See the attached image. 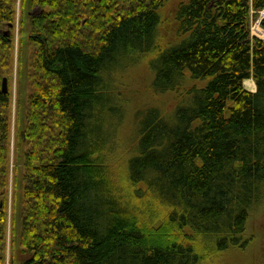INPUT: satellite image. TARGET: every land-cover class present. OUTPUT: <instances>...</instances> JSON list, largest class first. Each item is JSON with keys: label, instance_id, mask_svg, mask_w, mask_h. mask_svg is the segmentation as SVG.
Listing matches in <instances>:
<instances>
[{"label": "trees", "instance_id": "1", "mask_svg": "<svg viewBox=\"0 0 264 264\" xmlns=\"http://www.w3.org/2000/svg\"><path fill=\"white\" fill-rule=\"evenodd\" d=\"M170 1L21 0L22 27L40 14L11 264H204L239 246L264 200V0ZM17 3L0 0V264ZM139 70L155 102L125 89Z\"/></svg>", "mask_w": 264, "mask_h": 264}, {"label": "rangeland", "instance_id": "2", "mask_svg": "<svg viewBox=\"0 0 264 264\" xmlns=\"http://www.w3.org/2000/svg\"><path fill=\"white\" fill-rule=\"evenodd\" d=\"M177 1L171 0L169 8L172 11L177 4ZM21 0H18L16 22L13 29L14 36V66L9 77H5L2 81L6 80L7 90L11 93L12 97V114H11V177L10 187L8 193V253L7 263L11 264L12 253H11V239H15L18 242L21 232V219L17 217L16 226L13 223V211L15 207V186H17L16 192L18 201L22 198V190L24 188V181L22 177L24 174V150L26 146L20 143L18 138L19 135L24 131L25 128V117L26 110L28 108V98L31 93L29 76L30 65L32 60V54L34 49L30 44L29 33L32 30L30 26V16L39 15L40 9L35 8L33 11L28 8L29 16L26 19L27 24L22 27L23 19L21 14ZM264 17L258 16L252 19V35L255 37L253 32H256L257 27L262 31L261 23ZM253 29H255L253 31ZM264 37V36H263ZM256 38V37H255ZM147 74L141 70L132 71L128 74H124V86L129 93H136L137 98L134 102L141 105L142 101L155 102L154 96L147 94L149 84L146 83ZM252 84V83H251ZM148 85V86H147ZM252 86V85H251ZM246 87V86H245ZM248 87V86H247ZM248 89V88H246ZM165 101V100H164ZM155 104V103H154ZM150 104L149 106H152ZM25 116V117H24ZM23 134H25L23 132ZM17 150L20 152L17 154ZM20 167V172L16 174L15 167ZM18 176V183L13 184V180ZM15 215V214H14ZM19 220V222H18ZM14 231V232H13ZM13 234V236H12ZM204 264H264V200L251 211V216L247 224L246 232L240 244L237 247L228 249L222 252L210 253Z\"/></svg>", "mask_w": 264, "mask_h": 264}, {"label": "built area", "instance_id": "3", "mask_svg": "<svg viewBox=\"0 0 264 264\" xmlns=\"http://www.w3.org/2000/svg\"><path fill=\"white\" fill-rule=\"evenodd\" d=\"M262 17H264V12L260 13ZM255 29H253L254 31ZM252 31V29H251ZM253 34L256 38L263 40L264 39V31H262L260 28L257 27L256 32L254 31Z\"/></svg>", "mask_w": 264, "mask_h": 264}, {"label": "crops", "instance_id": "4", "mask_svg": "<svg viewBox=\"0 0 264 264\" xmlns=\"http://www.w3.org/2000/svg\"><path fill=\"white\" fill-rule=\"evenodd\" d=\"M253 81V80H252ZM252 86H248V87H245V88H248L247 90L248 91H250V92H252V93H254V92H256V84H255V82L253 81V84H251ZM244 86H246V83H245V85Z\"/></svg>", "mask_w": 264, "mask_h": 264}, {"label": "water", "instance_id": "5", "mask_svg": "<svg viewBox=\"0 0 264 264\" xmlns=\"http://www.w3.org/2000/svg\"><path fill=\"white\" fill-rule=\"evenodd\" d=\"M3 90H4V92H8V90H7V85H6V80H4V83H3ZM3 205L1 204V207H2Z\"/></svg>", "mask_w": 264, "mask_h": 264}, {"label": "bare ground", "instance_id": "6", "mask_svg": "<svg viewBox=\"0 0 264 264\" xmlns=\"http://www.w3.org/2000/svg\"><path fill=\"white\" fill-rule=\"evenodd\" d=\"M249 85L251 86V83H248V84H247V86H249Z\"/></svg>", "mask_w": 264, "mask_h": 264}]
</instances>
